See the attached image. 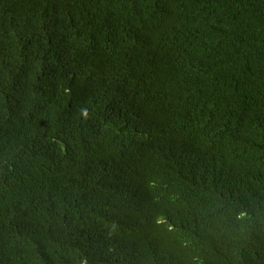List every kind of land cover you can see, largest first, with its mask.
<instances>
[{"label":"trees","instance_id":"obj_1","mask_svg":"<svg viewBox=\"0 0 264 264\" xmlns=\"http://www.w3.org/2000/svg\"><path fill=\"white\" fill-rule=\"evenodd\" d=\"M0 264H264V0H0Z\"/></svg>","mask_w":264,"mask_h":264}]
</instances>
